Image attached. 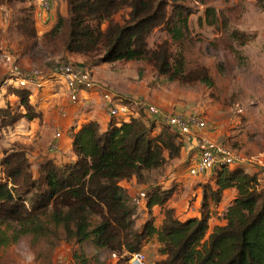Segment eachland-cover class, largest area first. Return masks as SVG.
<instances>
[{
	"label": "trees",
	"instance_id": "trees-1",
	"mask_svg": "<svg viewBox=\"0 0 264 264\" xmlns=\"http://www.w3.org/2000/svg\"><path fill=\"white\" fill-rule=\"evenodd\" d=\"M4 1L10 0H0V5ZM184 1L65 0L68 17L57 10L47 33L57 35L67 19L65 49L70 53H98V64L146 61L170 80L211 86L213 80L207 68L186 70L184 55L172 52L166 39L153 48L147 44L154 28L162 29L175 42L188 31L192 9ZM122 8L128 10L127 17L122 22L113 20ZM35 10L31 4L20 16L17 28L23 33H36ZM204 15L210 24L216 22L214 8L205 7ZM230 34L235 39L245 36L237 30ZM21 85H12L16 109L9 102L0 104V121L7 125L21 118L30 121L42 116L30 102L31 88ZM160 125L153 134V125L145 124L138 116L116 121L110 118L104 129L95 120H85L69 132L73 158L57 163L53 157H43L36 179L28 169L25 152L6 149L0 159L5 177L0 179V223L18 226L11 235L16 240L28 232L42 234L46 228L41 217L47 216L76 243L91 239L96 247L117 255L126 253L128 260L141 251L146 239L153 237L163 255L156 264H264V191L254 186L257 172L247 171L242 164L214 167L209 182L200 185L197 216L177 218L166 207L172 188H149L145 191L147 218L138 228L134 226V209L119 182L140 177L143 170L161 166L183 151L178 135ZM19 178L25 184L22 189L17 186ZM226 188H235V196L222 211L223 222L209 229L212 207L221 202ZM153 206L163 210L159 225L152 215Z\"/></svg>",
	"mask_w": 264,
	"mask_h": 264
},
{
	"label": "rangeland",
	"instance_id": "rangeland-1",
	"mask_svg": "<svg viewBox=\"0 0 264 264\" xmlns=\"http://www.w3.org/2000/svg\"><path fill=\"white\" fill-rule=\"evenodd\" d=\"M50 3L43 17L38 18L34 14L36 33L33 35L23 33L17 27L25 8L32 4L37 10V0H10L0 5V104L9 102L16 109L17 98L11 94L12 85L22 86L16 82V76L24 77L31 73L38 77L39 85L23 86L31 88L30 102L32 100L42 113L40 119L30 121L21 118L8 125L0 121V159L6 154V149V152L13 149L24 151L28 169L36 179L43 157L51 155L57 163L73 158L66 144L67 135H71L69 129L58 140V147L51 148L54 133L61 131L59 119H64L63 129L74 125L76 114L69 117L65 110H72L80 101L75 105L70 102L67 89L59 83L56 73L59 64L84 62L95 88L111 91L116 99L128 104L140 120L153 125V134L162 125L150 118L145 110L147 104H155L165 113H199L206 119L207 125L203 130L206 136L217 143H226L243 158L250 159L252 165L249 168L255 171L262 168L258 160H264V0H204V3L185 0L184 4L192 9V14L188 31L178 41L171 40L160 28H154L147 37L151 48L166 39L172 52L180 51L184 55L186 70L205 66L213 80L211 86L199 81L182 83L170 80L159 75L146 61L98 64L95 62L98 53L82 55L66 51L67 19L57 35L47 33L57 10L68 17L66 2L50 0ZM207 6L214 8V24L205 18ZM127 11L125 8L118 10L113 20L122 22ZM105 26L106 23L101 25L102 28ZM232 30L245 36L235 39L230 34ZM195 156L196 143L183 139V151L177 158L143 170L140 177H132L129 187H123L127 202L134 209L135 227L138 228L147 218V210L144 209L146 199L135 204L133 197L151 187L172 188L166 207L177 218L199 214L200 185L209 182L214 169L202 175L189 176L186 169ZM0 179H5L1 169ZM17 186L19 189L25 186L21 178ZM224 202V205L212 208L211 227L223 222L221 215L227 199ZM153 210L159 225L163 210L158 207ZM46 217H41L46 228L42 234L28 232L20 234L16 240L11 235L18 226L0 223V264H131L126 253L113 256L111 251L96 247L91 239L76 243L66 236L61 226L49 222ZM3 239L8 243L2 244ZM158 247L155 238L146 239L141 248L145 264H156L163 258Z\"/></svg>",
	"mask_w": 264,
	"mask_h": 264
},
{
	"label": "built area",
	"instance_id": "built-area-1",
	"mask_svg": "<svg viewBox=\"0 0 264 264\" xmlns=\"http://www.w3.org/2000/svg\"><path fill=\"white\" fill-rule=\"evenodd\" d=\"M37 3L38 8L35 15L39 18L49 10L51 3L50 0H37ZM56 76L59 83L67 89L69 100L73 104L79 101L83 93L95 89L91 74L84 66H79L72 62L59 64L57 66ZM15 80L17 83L23 85H39L40 83L38 77L31 73H27L24 77L18 75ZM101 98L105 112L109 117L129 119L132 116H137L133 114L128 104L123 103L120 99H116L111 91L101 90ZM145 110L153 121L168 126L182 141L183 139H190L196 143V156L186 169V173L189 176L202 175L221 164L233 166L244 163L243 165H245L247 161L248 164L246 165H252L250 159L246 160V158L236 153V150L232 149L226 143H217L203 133L207 125L203 115L195 112L188 114L175 112L165 113L155 104H147ZM61 137L62 131L57 130L54 133L53 144L51 145L53 150L58 147L57 142ZM262 155H264V152ZM258 164L262 168L256 171L257 177L254 186L257 190H260L264 187V160L259 159ZM145 199L146 192L144 191H140L137 196L133 197L135 204L143 203ZM111 254L113 256L116 255L115 252H111ZM130 262L131 264H145V255L141 251L134 253L130 258Z\"/></svg>",
	"mask_w": 264,
	"mask_h": 264
},
{
	"label": "crops",
	"instance_id": "crops-1",
	"mask_svg": "<svg viewBox=\"0 0 264 264\" xmlns=\"http://www.w3.org/2000/svg\"><path fill=\"white\" fill-rule=\"evenodd\" d=\"M114 62H116V61H114ZM109 63H111V62H109ZM57 103H58V101H57ZM74 105H72V106H74ZM74 114H76L75 117H77L76 118V122L74 123V125H72V126L69 125V126L65 127L64 129H63V127H64V119L63 118L59 119L58 126H60V128H61V130L63 132L67 131V129H69V131L74 129L75 127L79 126V124L81 122H83L85 120H88V119H92V120L97 121L99 123V126L101 127V129H104L106 127V125H107V122L111 118L105 112V108H104V105H103V100L101 98V89H99V88H95L93 90H90L88 92L83 93L81 98H80V101L75 105L74 108H72V110H69V109L65 110V115H69V117L74 116ZM104 116L106 118H104ZM63 135H64V133H63ZM64 138L65 137H63V139ZM66 141H67L66 144L68 146V150L70 151L71 150V148H70V141H71L70 135H67V140ZM56 153H57V151H56ZM47 156H49V155H47ZM243 166L246 168L247 171H254L255 170V169L253 170L252 168H249L250 165L249 166L248 165H243ZM132 181H133L132 178H130L129 180H121L119 182V184L122 187H129L131 185ZM200 189H201V187H200ZM235 193H236L235 188H226V189H224L223 198H222L221 202L219 204H217V205H224L225 199H227V201H228L227 204H228L231 201V199L235 196ZM200 201H201V198H200ZM217 205L213 206L212 208L213 209H216V207L218 208L219 206H217ZM154 207H158V206H153L152 207V215L155 217V213H154V210H153ZM158 209L160 210L159 207H158ZM210 214H212V213H210ZM210 218H211V215H210ZM210 218H209V221H210ZM155 222H156V219H155ZM218 224H220V223H218ZM210 228H211V226H210V222H209V229Z\"/></svg>",
	"mask_w": 264,
	"mask_h": 264
},
{
	"label": "clouds",
	"instance_id": "clouds-1",
	"mask_svg": "<svg viewBox=\"0 0 264 264\" xmlns=\"http://www.w3.org/2000/svg\"><path fill=\"white\" fill-rule=\"evenodd\" d=\"M119 120V119H118ZM62 131V130H61ZM62 135H63V131H62Z\"/></svg>",
	"mask_w": 264,
	"mask_h": 264
}]
</instances>
